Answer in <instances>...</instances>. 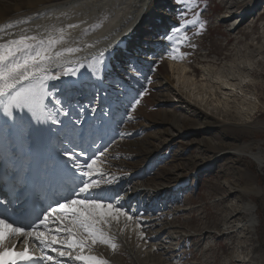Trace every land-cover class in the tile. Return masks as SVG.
<instances>
[{"label":"rangeland","instance_id":"1","mask_svg":"<svg viewBox=\"0 0 264 264\" xmlns=\"http://www.w3.org/2000/svg\"><path fill=\"white\" fill-rule=\"evenodd\" d=\"M33 1L0 0L3 3L0 11L6 20L16 15V3L25 11ZM157 1L152 14L136 26L125 48L109 49L105 56L104 87L98 82L109 99L114 98L112 87L121 85L123 89L122 93L117 92L121 95L118 102L111 100L124 113L117 118V122L122 119L117 137L109 144L110 150L125 148L128 160L140 163L141 153L146 158L159 144L160 134L168 130L175 134L169 146L155 151L165 153L162 161H144L146 166L153 164L150 172L130 184L141 182L148 189L164 190L171 186L166 177L169 182L175 176L184 181L179 195H166L171 203L156 202L159 212L167 213L169 221L175 222L179 231L176 234L172 231V235H178L179 239L169 237L162 241V236L155 239L156 245L170 249L169 254L161 262L149 257L141 260L145 264H264V0H194L192 7L186 0ZM163 14L166 16L161 23L157 16ZM4 25L0 22V26ZM73 33L70 30V35ZM169 41L172 44L165 51ZM97 42L107 48L110 44L103 35ZM174 48L179 51L173 53ZM170 54L178 58L172 59ZM171 61L185 63L188 70L181 75L170 68ZM207 64L212 69L202 76L201 66ZM83 65L81 81L94 82L89 65L86 62ZM133 67L138 71H131ZM126 72L131 73L127 78ZM80 93L74 99L84 103L91 98L92 90ZM103 95L101 106L108 103ZM255 98L259 104L252 108ZM135 99L140 103L133 110L131 103ZM173 121H178L179 132L171 128ZM252 154L259 155L261 165L251 158ZM117 164L128 170L121 157ZM226 182L237 190L229 192ZM246 200L253 204L255 219V230L249 238L244 232L235 231V225L245 215L242 206ZM133 201L131 208L138 202ZM139 204L145 207L142 200ZM236 212L237 216L224 225L226 216ZM209 230L207 237H196L197 231ZM117 248L110 257L119 256L126 264H138L136 250L134 257L124 245ZM141 248L142 245L138 250L148 256L149 248Z\"/></svg>","mask_w":264,"mask_h":264},{"label":"snow or ice","instance_id":"2","mask_svg":"<svg viewBox=\"0 0 264 264\" xmlns=\"http://www.w3.org/2000/svg\"><path fill=\"white\" fill-rule=\"evenodd\" d=\"M186 2L194 6V0ZM28 23L24 19L0 26V111L9 119L14 113L24 114L17 117L21 122L29 117V134L45 139L46 155L28 156L8 174L7 191L0 198V264H109L92 254L94 247L106 245L115 251L112 224L134 217L123 210L119 194L105 187L117 181L105 171L108 148L97 144L108 121H85L84 113L99 110L104 117L113 116L111 104L99 105L102 93L105 101L107 94L98 82L104 79L105 56L114 46L110 43L92 57L89 71L94 82H82L78 74L84 65L78 54L84 49L79 42L101 23L85 27L76 38L70 35L79 27L76 23L36 25L35 30L21 28L18 34L8 31ZM130 74L126 72L125 78ZM89 89L92 95L86 102L74 99ZM139 103L135 99L131 108ZM89 149L95 150L90 154ZM139 235L143 239L144 233Z\"/></svg>","mask_w":264,"mask_h":264},{"label":"bare ground","instance_id":"3","mask_svg":"<svg viewBox=\"0 0 264 264\" xmlns=\"http://www.w3.org/2000/svg\"><path fill=\"white\" fill-rule=\"evenodd\" d=\"M50 1H52V0H34L33 2H31L29 4V7L25 11H21V9L19 8V5H17V3L16 4L14 3L16 15L10 16V17H8V19L5 20L6 17L3 16L2 11H0V22L5 23V24H8V23L16 24V22L19 20H24V19L29 20L28 24H17L16 27L9 29L8 31L11 33H19L21 28H31V29L35 30L36 25H47V24L64 25L67 23H76L79 25V27H77L75 29H71V31L75 32V33L71 34L72 38L79 37L80 33L83 31V29L85 27H88L91 24L99 22V23H101L102 26L100 28L96 29L95 31H90L89 35L83 37L79 42V46L84 49V51H82L81 53L78 54L79 58H80V63L83 64V62H86L88 65H90L92 63V57L93 56H95L100 50L107 49V45H105L104 43H98L97 42V41H99L101 35H103L109 43H111L113 45L116 44L114 46V50L121 51L123 48H125V45L128 42V39L132 36L134 29L141 22V20H143L147 15L152 14V10H153L155 2L157 0H56L52 3H49ZM2 4L0 3V6ZM48 6H50L49 9L43 10V8L48 7ZM62 13H67V16L62 15ZM165 16H166V14H163L162 17L157 16V18L162 23L164 21ZM81 21H84V23H80ZM241 23H242V20H241V22H239L235 26L234 29H236ZM90 40H94V42L91 43L92 41H90ZM88 43L94 45V47H92V48L85 47V45ZM171 44L172 43L170 41L166 43V45H165L166 50L165 51H167L168 47ZM108 52H109V50H108ZM148 57H150V56H148ZM145 59L143 61H145V62L148 61ZM149 59H151V58H149ZM69 66H71V65H69ZM169 66L171 69L175 68L176 72H178V73L180 72L181 75H182V73H185L186 69L188 70L185 63H182L180 65L179 63L175 64L174 61H171ZM201 67L203 68L202 69L203 73L201 74L202 76L203 75L206 76L207 74H209L210 70L212 69V67L209 64H207L206 67H205V65L201 66ZM223 70L224 69H222V71ZM178 73H177V75H178ZM216 73H217V70H216ZM81 78H82V68L80 67L78 79L81 80ZM65 79H68V78H65ZM99 84L103 85V80L100 81ZM192 84H194V83L192 82ZM118 87H119V85H118ZM118 87H117V89L115 88L113 90L115 95L119 90H121V88L120 87L118 88ZM232 89H234V88H232ZM229 93H230V91H229ZM119 98H120V96H116V97H114V100L118 101ZM100 100L101 99H99V105H100ZM110 102L112 103L113 101L109 100V103ZM258 104H259V100H257L255 98L253 101V104H252V106H253L252 108L257 107ZM110 111L112 112L113 116L108 117V118L104 117L99 110L97 111V113H94V114L87 111L89 116H87V114L84 115L85 121H90L93 119L98 120V121H104V120L108 121L106 128L102 134V139H100V140H104L106 142L104 147H107L111 137L114 135V125L116 127L117 118H120L121 114L123 112L122 110H119V111L115 110V109H113V107L110 109ZM116 111H118V115H117ZM18 114H20V113H14V116L18 115ZM7 119L8 118L3 115L2 111H0V121L6 122ZM177 122H174V121L171 122L170 126L175 131L179 132L180 126ZM182 127H181V129H182ZM172 131L168 130L166 132V130H165L164 132H166V134H160V136L158 137L159 144L156 145V147H153L150 150V153H147L145 155L146 158L143 157L144 152L141 153V158L143 161L140 163L134 162V163H136V164H134L130 160H128L130 156L125 151V148H121V151L120 150L118 151V149H113V150L108 149V152L106 153V156H105L104 167H105L106 173H108L109 176L115 175V177L121 175V178L124 179V186L120 189V191L118 193L119 196L121 197L120 204L122 205L123 209H125V212L128 215H131L134 217V220L131 222L126 221L124 218H121L119 223L114 222L112 224L109 232L111 235L115 236V243L118 245V247L121 245H124V247H126V250H128V252L130 254H133L134 257H135V253L137 251V254L139 256L138 264H145L146 262L142 261L141 259L145 260L147 257H149L148 259H150V260L154 259V260H157V262H161L163 260V258L165 257V255L169 254L170 249L167 247L164 248L163 245H161V246L156 245V242H154L155 239H157V238L160 239L161 236H162V239H161L162 241L164 239L169 238V237L172 239L175 238L176 240L179 239L178 235H176V236L172 235L173 232H174V234H176L177 229H178L174 225L175 222L173 224V223H171V221H169L170 218L168 216H166L167 213H165V215H164V214L159 212L160 207L156 204V202L157 201H159V202L165 201L166 203H171L170 200L168 202L166 195H168V194L173 195V194L180 193V189L183 186L184 181H180V179H178V177L175 176L174 179H172V181L169 182L170 179L166 177L165 179H168L167 180L168 184H171V186L164 189V190L163 189L160 190L157 187H155V190L148 189L146 187H143L144 183H141V182L140 183L139 182L133 183L134 185H132V186L130 184L131 180H133V182H135V180L139 179L140 176H143L147 172H150V169L152 168L150 166H152L153 164H149L146 166L144 164L145 163L144 161H149V160L153 161V162L155 160L162 161L163 154H165V153H159V152L157 153L155 151H157L162 146L167 147L171 144V142L173 141V138L175 136V134H173ZM177 132H176V134H177ZM161 137H163V138H161ZM116 146H117V144H116ZM161 152H163V151H161ZM118 157H121V163L124 166H126V169H128L127 171L123 170L117 164ZM251 158L253 160H255L257 162V164H259V165L262 164L263 160L259 157L258 154H252ZM135 161H138V160H135ZM154 163H156V162H154ZM136 166H139V167H136ZM166 174H168V173H165V176H166ZM182 175L183 174H181V176ZM226 183H227V186H225V187H228L229 192H234L237 190L236 186H234L230 182H226ZM239 190L244 191L243 188H239ZM132 196H134V199H133L134 203L137 202L138 200H139V202L142 200V202H143L142 205H145V207L142 208V206H138L137 209L135 207L131 208V204H130L131 201H128V203H126L125 200H126V197L131 198ZM154 197H155L154 201L150 202V199H152ZM156 198L157 199L159 198V199L156 200ZM144 199H146V200H144ZM222 200H223V198H222ZM242 208L244 211L242 213H245V215L243 216L242 219L239 220V223H237L235 225V229H236L235 231L240 230V232H242V233L244 232V234L247 235V237L249 238L250 235L255 230V221H254L255 219H254V215H253V211H252L253 210V204L250 200H246L244 202ZM156 212H158L157 213L158 215H154V213H156ZM238 213L239 212H236L235 214H231L229 217L226 216V222L224 225H226L228 222H230L231 217H236ZM163 216H165V217H163ZM166 220H167V222H166ZM137 224L140 225L139 228H137ZM121 229H123V231H121ZM178 231H179V229H178ZM140 232L144 233L143 239H141V237L139 235ZM208 232L210 233V230L207 232H204V231L198 232L197 231L195 234H196V237H198L199 239H202V238H205L208 236L207 235ZM141 245H142L141 249H143V248L145 249L146 247L149 248V255L148 256H146L145 254H142L138 250V247H141ZM116 250L113 251L112 249H110L106 245L97 244L94 247V250L92 253H93V255H97L98 257H101L103 259L108 260L109 264H126V263H124V261H121L122 259L119 256L110 257V255L116 254ZM156 250H160V252L156 254L155 253ZM35 251H37V250L35 249ZM142 256H144V258H142ZM59 259L64 260V258H59Z\"/></svg>","mask_w":264,"mask_h":264}]
</instances>
